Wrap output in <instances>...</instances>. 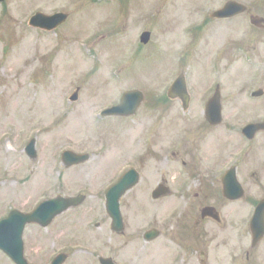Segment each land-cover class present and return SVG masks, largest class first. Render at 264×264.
I'll return each instance as SVG.
<instances>
[{
  "label": "rangeland",
  "instance_id": "rangeland-1",
  "mask_svg": "<svg viewBox=\"0 0 264 264\" xmlns=\"http://www.w3.org/2000/svg\"><path fill=\"white\" fill-rule=\"evenodd\" d=\"M227 1L0 2V215L10 206L25 205L28 209L37 200L59 191L64 196L80 191L88 196L82 206L67 212L64 220L53 227H30L28 246L33 249L34 264H43L55 246L69 250L61 257V264H96V248L119 249L132 241V229L122 237L111 232L106 210L100 211L93 196L104 194L123 164L136 162L134 157L127 160L125 143L134 136H145L150 126L146 122L151 117L148 109L155 103L153 96L166 89L174 76L169 78L168 71L181 60L187 61V67L176 66L174 73L183 70L188 74L189 88L196 99L195 108H191L192 122L204 120L199 93L208 97L204 89L212 91L218 82L224 105V119L219 123L223 127L219 139L224 155L240 144H249L241 136L242 125L264 121V29L253 28L248 12L233 20L212 18L210 14ZM237 1L264 17V0ZM36 12H66L70 17L55 29L42 30L29 25ZM147 30L151 38L142 44L140 35ZM236 41L238 48L229 50ZM78 87L79 99L73 101L70 97ZM132 88L146 94L139 117L96 121L104 107L118 103ZM257 90L263 94L252 96ZM228 121L238 122L231 128L235 132L226 127ZM32 137L36 138L38 151L35 160L26 154ZM66 149L89 152L92 157L67 167L60 159ZM152 162L143 174L148 186L159 177L153 173ZM250 162L251 204L247 198L241 199L230 214V218L240 216L239 228L245 233L239 264L247 263L245 253L251 239L248 221L264 197V130L251 141V159L241 165L240 178L245 182L249 180ZM254 170L260 172L252 175ZM174 193L162 196L165 202L158 208L151 204V191L148 196L145 186L137 187L124 200L125 221L131 228H147L154 214L161 209L172 210L181 199L176 189ZM227 224V228L225 224L216 227L220 235L215 240L227 241H220L214 254L230 253L233 227ZM76 243H85L91 252L74 253L72 246ZM255 247V264H264V237ZM6 258L0 252V264H11Z\"/></svg>",
  "mask_w": 264,
  "mask_h": 264
},
{
  "label": "flooded vegetation",
  "instance_id": "flooded-vegetation-1",
  "mask_svg": "<svg viewBox=\"0 0 264 264\" xmlns=\"http://www.w3.org/2000/svg\"><path fill=\"white\" fill-rule=\"evenodd\" d=\"M78 1L80 2V0ZM97 1L95 0V2ZM229 1L231 0H228L217 10L223 9ZM246 12L249 13L250 23L251 15L261 16L259 13H255L253 10L251 11V8H247ZM69 17L68 14V18ZM237 17L238 15L218 19L233 20ZM125 25H127V23H125ZM252 26L254 29H264V23L260 26L254 24H252ZM194 30L195 29H192V32ZM190 31L191 29H189L188 33H190ZM142 34L140 35L141 43ZM237 45L239 46L236 41L235 44L229 46V50L232 47L231 51L238 48ZM224 53L225 49L221 51L220 55ZM176 66L185 68L187 67V61L181 60L178 65L174 64L171 66L168 74L169 78L174 75L171 78L172 81L169 82L163 92L159 90V92L153 96L155 103L152 109H148V114H151V117H149L146 122H149L150 126H148L149 129L144 132L145 136L142 137L138 135V138L134 136L133 140L130 139L125 143V151L127 150L128 155L127 160L134 157L136 162L125 163L119 168L121 171L119 172L118 170L116 174L119 173L116 178L107 184L104 194H102V196L104 195L103 197L98 194L93 196L94 198L96 197L94 200L100 207V211H102L103 208L106 210L107 216L111 222L109 229L112 233H119L122 237L127 236L128 230L132 229L131 232L134 235L130 243L126 241L125 245L119 249L108 246L103 249L96 248L97 251L94 254L96 264H102V258L110 259L115 264H239L240 245L241 240L245 238V233L244 231H240L239 228L240 216L237 215V218H235L232 215V218H230V214L234 212L233 205L241 199L247 198V203L251 204V162L249 165L250 173L248 182L240 178V168L243 163L251 159V141L254 142L256 135L264 130V127L261 128L251 139V136L244 134V127L251 123H264V121L245 122L240 132L242 134L241 136L249 142V144L247 143L246 145L247 148L242 147L240 144L238 147H234L235 149L225 156L223 152V141L219 139V135L223 132V127H221L219 123H211L207 117L210 102L217 94H219L221 99V111L223 115L224 105L220 84L218 82L214 83L215 88L212 91H209L211 88L204 89L206 93L209 94L208 97L204 98L203 93H199V96L201 94L200 106H202L204 110V120L192 122L191 108H195L196 99H193V94L189 88L190 81L188 74L182 70L179 74L175 75L174 71L177 69ZM212 76L213 75H211V78ZM131 90H139L143 94L142 104L134 114L127 113L117 116L103 115L102 110L119 104L124 93ZM124 93L118 103L108 105L99 112V118L96 120L97 122H101L105 119L126 121L131 118L134 120L137 116H140L143 109L141 106L146 99L144 91L138 88H132L126 90ZM107 121L108 120H106V122ZM237 124L238 122L236 121H228L226 127L230 130L232 127L237 126ZM231 131L235 132L234 129H231ZM63 152L64 150L61 152V155ZM136 153L139 155L135 156ZM216 153L217 155L215 156ZM27 156L30 158L28 154ZM91 157L92 156H90V158ZM36 158L37 157H35V159ZM60 159L62 160V156H60ZM151 161H153V173L159 174V177L155 184L148 186L149 182H144L143 174H145V170ZM130 169H135L138 177L134 179V183L132 181L130 189L119 197L123 226L120 230H114L113 220L107 209V192L123 175L129 173ZM259 172L260 171L256 172L254 170L252 175H256ZM166 176L171 177L167 178ZM143 186L146 187L148 196L150 195L149 191H151V204L155 207H162L163 202H165H162V196L175 194L174 189H176V194L179 195L181 199L177 200L172 210L162 212L161 209V211L154 214L152 224L147 228L141 226L131 228L125 221L122 206L126 196H128L130 192L137 187ZM247 191L250 193L247 194ZM79 194L85 195V199L81 203L71 207L65 212L57 213L54 216H52V212H55L56 209H49L50 213L45 215L44 223H26L25 215L34 212L45 200L64 196L61 191H59V193L57 192L54 196L37 200L33 206L29 205L30 208L28 209L24 207L25 205L6 208L0 215V235H5L10 240L14 241L20 234V238H22L23 242V257L27 264H34L35 257H32L33 249L28 246L30 227L35 226L43 230L53 227L56 223L58 224V221L62 222L67 212L69 213L77 209L78 206H82L88 198L83 191L74 195H66L67 197H73ZM90 197H92V195H90ZM252 216H250L248 221L251 239L250 245L245 253L247 259L246 264H255L256 247L253 246V233L251 231ZM5 219L7 220L5 221ZM213 223L215 227H211V230L209 227ZM227 223H232L233 227V243L230 247V253H227L225 256L223 254H214L215 250L220 247V241H227V239L216 241V238L220 235V231H217L216 227L219 228L220 225L225 224L227 228ZM209 229L211 231H209ZM221 237H225V235ZM106 241L109 242V237H107ZM132 242H134L135 245L129 246ZM85 246V243H76L72 246V250L74 253L88 251ZM129 249L131 250L130 253L128 252ZM19 250L20 246L17 241L13 246V251L18 253ZM68 251L69 250L63 246H55L46 257L43 264H52L58 255H65ZM0 252L4 257H7L6 259L8 262L10 261L11 264H18L13 257L5 253L2 249H0ZM36 253V256L40 254L38 249H36Z\"/></svg>",
  "mask_w": 264,
  "mask_h": 264
},
{
  "label": "water",
  "instance_id": "water-1",
  "mask_svg": "<svg viewBox=\"0 0 264 264\" xmlns=\"http://www.w3.org/2000/svg\"><path fill=\"white\" fill-rule=\"evenodd\" d=\"M4 1V0H0ZM247 7L235 0L229 1L225 7L221 10L215 11L212 16L213 17H230L239 13L244 12ZM67 18V14L65 13H57L52 16H47L43 13H36L30 20L31 25L47 30L54 29L57 25L64 22ZM251 22L255 25H261L264 22V18L260 16H251ZM150 37V33H145L143 35V40L148 41ZM262 92H256L255 95L261 94ZM78 97L77 92L73 96L75 100ZM143 101V94L139 90L128 91L123 95L122 101L119 105L109 108L105 110L104 114H131L134 113L141 102ZM208 119L214 123H218L221 121V99L219 94L215 96V98L210 102L209 110H208ZM264 127V124H251L246 127L245 133L248 135H254L260 128ZM34 143L28 146V153L35 158L36 151L34 149ZM89 158L88 155H78L72 151H67L64 154V160L67 166L81 163ZM137 174L135 171H132L124 178H122L114 187L109 190L107 194L108 203L107 208L108 211L113 218V226L115 229L119 230L123 226L122 215L119 206V197L134 183V179H136ZM85 199V196L79 195L75 197H64L59 196L55 199L48 200L40 205V207L31 214H26L25 219L27 222H40L44 223V217L46 214L50 213V210L55 208V212H52V216L57 213H61L72 206H76L81 203ZM50 209V210H49ZM46 225V224H45ZM252 230L254 234V241L257 244L264 237V200L258 205L254 218L252 220ZM19 242L20 250L18 253L13 251V246L16 242ZM0 248L3 249L6 253H8L11 257H13L18 264H27L23 257V242L22 238H20V234L16 237L14 241L10 240L5 235H0ZM102 264H115L110 259H101ZM59 264V261L54 263Z\"/></svg>",
  "mask_w": 264,
  "mask_h": 264
}]
</instances>
